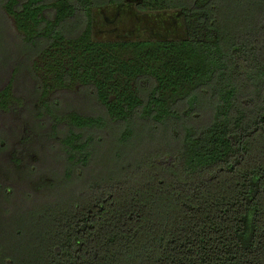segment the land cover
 Returning <instances> with one entry per match:
<instances>
[{"label":"trees","instance_id":"obj_1","mask_svg":"<svg viewBox=\"0 0 264 264\" xmlns=\"http://www.w3.org/2000/svg\"><path fill=\"white\" fill-rule=\"evenodd\" d=\"M100 1L0 0L28 57L17 73L32 77L36 133L48 148L41 161L63 165L61 181L26 183L33 205L13 233L29 234L30 249L5 251L9 264H264V0H229L230 10L228 0H192L187 36L158 40H96ZM12 81L0 87V111L22 101ZM75 88L104 114L59 113L56 96ZM23 142L19 164L42 147L31 135ZM42 188L47 197L32 202Z\"/></svg>","mask_w":264,"mask_h":264},{"label":"rangeland","instance_id":"obj_2","mask_svg":"<svg viewBox=\"0 0 264 264\" xmlns=\"http://www.w3.org/2000/svg\"><path fill=\"white\" fill-rule=\"evenodd\" d=\"M142 2L143 0H101V4L95 6L92 10L93 37L96 40H158L179 39L187 36L183 10L191 4L192 0H170L171 3L176 4V7L157 10L141 9L139 5ZM229 4V0L227 2L224 1V10L231 9V5ZM240 9H237V11L239 12ZM15 26L14 19L5 11L2 2H0V49H2L0 50V87L5 86L6 83L13 80L14 95L16 98L22 99L20 103H13L7 112L0 111V123L4 121L8 125L9 136L7 145L3 147V149L7 147V150L0 152V166L3 165L1 172L6 170L8 175H12L9 181L1 180L0 182L11 186L14 191V193L5 194L2 190L3 188L0 187V240L5 241L6 248L3 251L0 245V260L2 264H4L3 262L5 264L14 263V257L6 252L26 254L30 249L31 237L29 234H23L17 239L13 233L18 218L21 217L20 215L23 216L24 213L31 212L30 204L32 203L28 201L26 195V191L30 189L28 185L26 186V183L33 178L32 183H36L35 186H37L40 183L39 181L43 180L41 179L42 174L47 180L51 175H56V178L52 179L61 181L60 178L62 177L60 176L63 169V165L56 163L57 161L54 158V160L49 161L45 157L46 161H41V154H45V151L48 153V148L45 147L47 141L43 134L36 133L40 128L36 126L39 115L32 111L33 104L31 105V103H34V96L31 95V86L29 84V79L32 77L25 72L20 71V73H17L20 70L19 67L27 63L28 57L25 51L19 49L21 46V36ZM56 97L58 112L61 114L70 110H78L85 114H104V106L97 102L86 88L79 90L75 88L72 92L62 91ZM29 121H31V124H29ZM32 122L34 123L33 126ZM171 126L169 128L170 137L180 133V126H176V124ZM158 131L161 132V129L158 128ZM107 132L102 135L107 136L109 133ZM26 135H31L32 141L42 145V147H39L41 152L37 151L38 153L34 152L35 154H32L28 150L26 152L27 159H25V154H19L17 156L21 160L19 164V161L13 158V156L16 151L20 152L18 151L19 148L26 147L23 142ZM158 138L161 139V136ZM177 138L179 139L180 136ZM103 145L100 149H104ZM155 145L156 142L149 145L145 144L140 146V150L143 154H146V151H153L152 146ZM27 160L28 163H26ZM39 160L40 162H38ZM36 164L39 165V170ZM19 165L22 167L21 174L15 172ZM23 165L25 166L23 167ZM25 167L26 170L24 169ZM93 171L96 170L93 169ZM98 171L100 170L98 169ZM59 188L60 186H56L53 192H58ZM70 189L71 186L63 188L60 193L62 192L65 195ZM44 190V188L38 190L39 192L32 190L35 195L31 198L32 202H37L40 198L47 197L49 193ZM2 200H5V202H2ZM10 205L11 209L8 211L7 207H10ZM22 205L24 206L21 207ZM17 206L21 207L20 210L17 209L19 208Z\"/></svg>","mask_w":264,"mask_h":264}]
</instances>
